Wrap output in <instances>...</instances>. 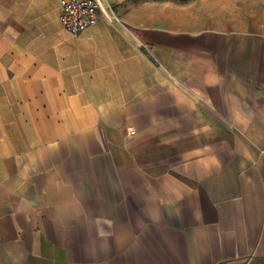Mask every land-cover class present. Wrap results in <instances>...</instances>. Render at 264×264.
<instances>
[{"label": "crops", "instance_id": "1", "mask_svg": "<svg viewBox=\"0 0 264 264\" xmlns=\"http://www.w3.org/2000/svg\"><path fill=\"white\" fill-rule=\"evenodd\" d=\"M0 0V264H264V0Z\"/></svg>", "mask_w": 264, "mask_h": 264}, {"label": "built area", "instance_id": "2", "mask_svg": "<svg viewBox=\"0 0 264 264\" xmlns=\"http://www.w3.org/2000/svg\"><path fill=\"white\" fill-rule=\"evenodd\" d=\"M58 6V22L70 34L97 23L99 18L112 20L104 0H55Z\"/></svg>", "mask_w": 264, "mask_h": 264}]
</instances>
